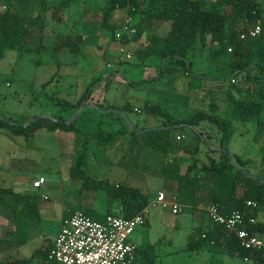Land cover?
<instances>
[{
    "label": "trees",
    "instance_id": "obj_1",
    "mask_svg": "<svg viewBox=\"0 0 264 264\" xmlns=\"http://www.w3.org/2000/svg\"><path fill=\"white\" fill-rule=\"evenodd\" d=\"M86 1L62 0L59 9L85 5ZM3 6L5 9H2ZM48 6L44 0L0 1V60L8 51L24 54L42 51L47 27L46 14L50 11ZM118 10H123L132 17L138 16L135 23L136 34L130 39L124 37L120 41L122 44L138 41L144 34L152 31L146 37L145 47L138 50L136 56L141 65L148 58L154 59L157 73L154 77L138 82L130 81V86L145 82H152L156 86L161 83L162 77L182 72L191 76L197 53L208 51L211 60L221 61L220 71L227 75L229 90L224 94L225 112L220 115L217 105L211 102L208 110L173 119L165 114V108L161 104L145 102L143 110L162 119L161 124L156 127L137 128L131 122L127 125L123 116H109V123L112 126L117 124L120 128L105 130L102 127L104 122L99 121L96 130L85 131L77 123L88 121L84 119L86 114L82 113L71 123H67L69 118L54 114L27 126L0 117V131L26 140L41 129L72 133L76 153L69 168L70 178L80 183L84 190L104 191L107 198L105 214H100L91 207L80 210L93 220L103 221L107 215L132 218L147 206L149 197L140 189L127 184L114 185L108 180L90 177L86 169L91 139H94L96 149L104 153L121 144L120 158L116 162L109 160V165L174 183V198L182 207V212H193L200 206L206 209L210 205H215L224 216L244 212L246 219L252 217L256 220L251 225L246 222L244 227L264 238V223L260 220V215L264 214V174L253 173L255 165L251 160L229 152L236 122L255 124V142L264 137V5L261 0H105L101 25L111 30L114 41L115 32L121 27L116 29L111 20ZM258 22L260 34L253 38L248 36L247 33ZM162 24H168V28L164 35L158 36L153 30ZM243 35L245 36L242 38ZM71 47L68 42L63 41L53 49L57 52ZM194 78L197 80L200 76ZM195 79L193 81L196 82ZM97 82L98 79L86 88L77 107L90 99ZM58 105L66 114L75 107L66 101ZM90 110L100 111L97 107ZM125 110L127 115L132 108L127 105ZM203 122L214 125L220 135L219 138L216 137L215 148L207 147L209 155L205 162H201L191 150L176 145L174 141L177 140L173 134L174 130L187 127L196 132L198 138L203 139L207 145L199 130ZM125 137L126 141L123 142ZM181 153L188 154L190 158L184 171ZM40 202L37 195L20 194L11 188L0 187V209L12 214L18 229L22 221L40 218ZM247 202H253L256 206L247 207ZM72 213L74 210H66L64 218ZM208 222V229L203 234L190 235L184 251L195 253L207 248L213 254L247 258L253 264H264V249L244 250L234 234H228L223 226L209 219ZM24 241H18L16 245ZM157 245L158 243L137 246L131 264H158ZM47 250L38 249L29 259L0 264H29L40 255H43L44 260Z\"/></svg>",
    "mask_w": 264,
    "mask_h": 264
},
{
    "label": "rangeland",
    "instance_id": "obj_2",
    "mask_svg": "<svg viewBox=\"0 0 264 264\" xmlns=\"http://www.w3.org/2000/svg\"><path fill=\"white\" fill-rule=\"evenodd\" d=\"M60 1L50 0L47 4L50 19L46 24V35L42 42L44 47L40 53L8 51L0 60L1 118L26 124L37 116L49 118L54 114H61L70 119L75 114L77 117L85 113L84 119L88 121L77 123L83 130L90 131L96 130L99 121L105 123L102 126L105 130L114 127L108 123V115L106 116L104 111H108L114 118L123 116L126 122H131L137 128H152L161 124L160 117L143 110L145 102L161 104L165 108V114L173 119L189 117L198 111L208 110L211 102L217 105V112L220 115L225 112L224 94L229 90L227 75L220 71L221 61L211 60L208 51L197 53L191 76L182 72L162 77L161 83L156 86L152 82L130 86V81L138 82L154 77L157 73L154 59L148 58L144 65H141L136 56L137 51L145 47L146 37L152 31L144 34L138 41L123 44L133 56L128 60H120L122 53L119 47L122 43L114 41L111 30L101 25L105 0H87L85 5L59 9ZM261 3L264 5V0H261ZM126 16L125 11L118 10L111 23L116 29L120 28ZM134 21L135 23L138 21V16L134 17ZM167 28L168 24H162L153 32L162 36ZM63 41L72 47L55 52L54 46ZM206 43L209 44L208 39ZM194 76H200V79L196 80ZM97 79L90 99L77 107L76 104L86 88ZM63 101L75 105L67 114L61 111L58 105ZM127 105L132 110L125 115ZM93 107L99 108L103 113L91 112L90 109ZM234 125L235 134L229 150L254 161L261 160V167L264 169V137H261L258 143L253 140L254 123L236 122ZM199 130L207 145L203 139L198 138L196 132L187 127L173 131L174 136H182L180 141L174 142L182 148L190 149L201 162H205L207 147L213 148L211 145L217 143L216 139L220 135L217 128L208 122L201 123ZM1 132L0 177L6 180V185L15 190H22L27 187L28 178L35 176L37 179L42 177L45 180L39 190L48 197V200L41 201L43 208L41 226L45 232L48 234L54 232L63 211L69 208L79 211L83 207L81 203L91 205L93 203V207L100 214L106 213L105 192L99 190L94 193L95 197L88 192L81 193L79 183L69 176V168L76 153L72 133L41 129L26 140L21 137L5 136ZM124 141L126 137L123 138ZM88 148L86 172L93 178L96 176V168L99 167L97 168L100 169L99 172L109 174L108 177L112 180H115L112 175L119 177L116 181L125 179L124 182L128 185L139 188L149 197H154L153 192L163 187L165 183L169 184L160 177L110 167L107 162L119 157L122 150L119 146L109 153H104L96 149L95 141L91 139ZM262 172L264 173V170ZM262 172L259 171L258 174H263ZM12 174L15 175V182L12 180L14 176ZM168 198L171 196L168 195ZM149 214L157 216L151 227L144 225L136 228V233L142 235L143 242L154 243L160 238L170 239L174 234L171 226L179 224L175 232L176 255L165 258V264L210 263L205 255L184 251L192 230V212L183 211L173 215L170 209H161L157 206L151 207ZM25 250L29 251L30 248L26 247ZM217 258L231 260L234 264H253L251 261L244 262L241 258H231L228 255H218ZM212 264H215V261H212Z\"/></svg>",
    "mask_w": 264,
    "mask_h": 264
},
{
    "label": "built area",
    "instance_id": "obj_3",
    "mask_svg": "<svg viewBox=\"0 0 264 264\" xmlns=\"http://www.w3.org/2000/svg\"><path fill=\"white\" fill-rule=\"evenodd\" d=\"M2 9L5 7L3 6ZM260 31L258 22L247 35L253 38L258 36ZM135 34L134 17L127 15L114 36L116 42H120L124 37L130 39ZM119 49L122 53L120 60L132 58V52L126 50L123 44ZM181 139L182 136H176L177 141ZM44 183L45 180L40 177L32 183V186L34 189H39ZM157 206L161 209H170L173 215L182 212V207L175 198L168 199L161 191L157 192L155 198L132 218L107 215L103 221H96L80 210L74 211L62 220L61 228L40 264H131L137 246L130 241V237L137 227L146 224L150 208ZM255 206V203L247 202V207ZM206 214L211 222L223 226L228 234H234L244 250L264 249V238L244 227L246 222L250 225L255 223L254 218L246 219L244 212H233L229 216H224L215 205L208 206ZM262 222L264 223V220Z\"/></svg>",
    "mask_w": 264,
    "mask_h": 264
},
{
    "label": "crops",
    "instance_id": "obj_4",
    "mask_svg": "<svg viewBox=\"0 0 264 264\" xmlns=\"http://www.w3.org/2000/svg\"><path fill=\"white\" fill-rule=\"evenodd\" d=\"M44 1H45V3L49 4L50 0H44ZM46 18H47V23L46 24H48V21L50 19L49 11H47ZM46 30H47V27H46ZM46 30L44 32V37H43L44 39H45V35H46ZM99 112H102V110H100ZM104 112L106 113L105 114L106 116L108 115L107 119H110L109 116L111 114L108 111H104ZM109 122H110V120H109ZM126 123L128 125V121ZM118 124H121V123H118ZM118 127H119V125L116 124V125H114L113 128L117 130ZM255 130H256V126H255ZM1 133H3L5 136L14 137V136L7 135L4 132H1ZM254 134H255V131H254ZM254 134H253V137H254ZM176 136H180V135H176ZM72 138H73L72 139V141H73L72 143L74 144V135H73ZM216 142H217V140H216ZM256 143H258V142H256ZM214 145H217V143L214 142L211 146H213V148H215ZM118 146L120 148H122L121 144L118 145ZM188 150H190V149H188ZM229 152L232 153V154H236V153L232 152L231 150H229ZM121 154H122V150L119 153V157H117L115 160L110 159V161L111 162H116L120 158ZM208 155L209 154L206 155L207 159H208ZM236 155H238V154H236ZM180 156L182 158H184V164L182 165V171H184L186 166L190 163V158H189V155L186 154V153H181ZM238 156L241 157L242 159L251 160L253 162V164L255 165L254 168H253V173L258 174L259 171L262 172L264 170L261 167L262 166V164H261L262 161L261 160L259 162L258 160L254 161L252 159H249V158H246V157H242L240 155H238ZM207 159H206V161H207ZM13 164H15V163H13ZM109 166L113 167V168L116 167V166H113L111 164ZM97 168H99V167H97ZM97 168L95 170L96 171V176H95L94 179H96V180H108L111 184H114V185L127 184L126 182H124L125 179H120V180L116 181V178L119 179V177H114V175H112V176H113V178L115 180H112L111 177H108L109 174H106L104 172L101 173V172H99L100 169H97ZM12 175H14V174H12ZM103 176H105V177H103ZM12 180L15 182V180H16L15 179V175L12 176ZM35 180H37V178L35 176L31 177V178H28V180L26 181V184H27L26 188H23L22 190H17V189L15 190L14 188L9 187L8 185H6V183H5L6 180L3 179L2 177H0V187L11 188L13 191H15L17 193H20V194L37 195L41 199V201L48 200V197H47L46 194L39 192V190L42 188V186L39 189H34L33 188L32 183ZM171 183L172 182H169V184L165 183L163 187L156 189V191L153 192L155 194V196H156L157 192L161 191V192H164V194L166 195L167 198H168V195H170L171 198H174L175 184L174 183L171 184ZM79 185H80L79 189H80L81 193L82 192L83 193H87L88 192V193H91V195H93V196H94V193H96V192H93V191H90V190H84V189L81 188V184L80 183H79ZM129 186H131V185H129ZM131 187H134V186H131ZM135 188H137V187H135ZM155 196L154 197H152V196L149 197L148 196L149 197V201L153 200L155 198ZM44 197H46V199H44ZM80 205L81 206L83 205V207H91L92 209L96 210L93 207V203H92V205L88 204V203H85V204L81 203ZM42 209H43L42 208V203L40 202V211H39L40 218L37 219V220L30 219V220L22 221L21 225H20L21 227L19 229L16 227V224L14 222V218H13L12 214L10 212L6 211V210L0 209V263L11 262V261H15V260H22V259H29L32 256V254L34 253V251H36L38 249H42L43 251L46 250V249H49V247L53 243L54 238L56 237V235L58 234V232H59V230L61 228L62 220L64 219V215H65V211L66 210H74L72 208H69V209H66L65 211H63L60 219L57 221L58 222L57 225L59 224L58 227L56 228V230L54 232H52L51 234H48L47 232L44 231V229L41 226ZM106 210H107V208H106ZM192 214H193V222H192L193 224H192V230H191V233L189 234V237L192 234H196V235L203 234L205 231H207L208 226H209V222H208V219H207V214H206V209L205 208L200 206L198 209L194 210L192 212ZM156 219H157L156 215L148 214L147 221H146L145 225L150 228L151 225L153 224V222ZM260 220L261 221L264 220V214L260 215ZM178 225L179 224H175V225L171 226L174 229V231H173L174 234H173V237H171L170 239H167V240L165 239L164 240V238H160L154 243H149V241L143 242L142 241V235L141 234H137L136 233V229H135L134 232L132 233L131 237H130V241L133 242L136 246L158 243V245L156 246V254L158 255V264H163V263L165 264V258H170V257H173V256L176 255V251L177 250H175L174 246H175V240H176L175 232H176V228L178 227ZM22 240H25V241L23 243H21L20 245H16V243L18 241H22ZM26 247H29L30 250L26 251L25 250ZM193 254L205 255V257L207 256V258L210 261L209 264H212V261L213 262L215 261V264H234L231 260H225L224 258H217L218 255H222V254H213V253L209 252L207 248H204L203 250H201L199 252H195ZM229 257H231V256H229ZM42 260H43V255H40L39 257L33 259L29 264H40L42 262ZM242 260L244 262H250V260H248L247 258L242 259Z\"/></svg>",
    "mask_w": 264,
    "mask_h": 264
},
{
    "label": "water",
    "instance_id": "obj_5",
    "mask_svg": "<svg viewBox=\"0 0 264 264\" xmlns=\"http://www.w3.org/2000/svg\"><path fill=\"white\" fill-rule=\"evenodd\" d=\"M75 117H76V114H75L72 118H70V119L67 121V123H71V122H73V120L75 119ZM40 118H43V117H42V116L34 117V118H32L31 120H29L26 124H24V126H27V125L31 124L32 122H35L36 120H38V119H40Z\"/></svg>",
    "mask_w": 264,
    "mask_h": 264
}]
</instances>
